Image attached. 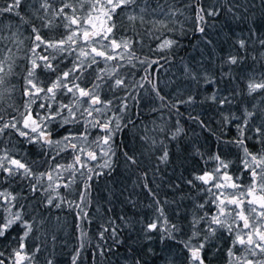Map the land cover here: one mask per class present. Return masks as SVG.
Wrapping results in <instances>:
<instances>
[{
  "label": "trees",
  "instance_id": "16d2710c",
  "mask_svg": "<svg viewBox=\"0 0 264 264\" xmlns=\"http://www.w3.org/2000/svg\"><path fill=\"white\" fill-rule=\"evenodd\" d=\"M93 1L0 0V264H264L240 234L264 176V0L111 5L112 69L75 54ZM82 137L106 167L77 166Z\"/></svg>",
  "mask_w": 264,
  "mask_h": 264
},
{
  "label": "rangeland",
  "instance_id": "374dc122",
  "mask_svg": "<svg viewBox=\"0 0 264 264\" xmlns=\"http://www.w3.org/2000/svg\"><path fill=\"white\" fill-rule=\"evenodd\" d=\"M125 0H94L93 3L96 4L95 9H93L94 12L98 13L101 12L100 15H94L89 17L87 24L85 26H82L79 30L82 33L81 36V42L79 44V49L75 52L76 56L83 60H94L98 59L103 65H108L107 67L112 69L110 61L111 59H116V64L121 65L123 62L121 59L127 57V52L124 48V42L122 41H114L113 44H110V35L109 32L106 29V22L105 19H108V16L103 15L105 12H107L109 6L116 5L118 3H123ZM91 25L93 28L88 26ZM74 35V33H73ZM75 35L73 36V38ZM63 48V47H62ZM103 55H106L103 57ZM123 83L122 77L117 78L115 81V85H121ZM62 84L60 82H55L54 86L59 87ZM112 86V85H111ZM65 91L70 92V95L68 98L70 99L75 95L76 90H73L72 87L70 89H65ZM85 91H80L77 94V97L79 95H83ZM90 100L95 99L97 97L96 92H90L89 94ZM82 99H78L76 106H86L87 112L92 111H102L104 109V104H101L100 106H95V109L90 106V104L83 103ZM66 106V105H64ZM77 107H74L72 109L68 110V113L70 115L74 114V111ZM118 118V114L112 115L110 118L109 115L105 118L104 125L105 127L102 129V132H105L108 136L107 140H109V133H111V130L114 128V124ZM47 124V122H46ZM20 128L24 129V124H20ZM43 134L42 130L39 129L34 132L33 135L41 136ZM52 143L55 145H61L65 146L67 144L66 138H58V139H50ZM72 145L76 146L78 155H79V162L77 163V166L86 165L88 162L98 163L103 167H106L111 153L109 152L107 145H105L102 142H99V144H96V147L92 148L91 152H88L89 144L88 140L85 137L82 138H75L70 142ZM0 160H5L3 156H0ZM56 173L53 171L51 172V175L49 176V186L55 190L57 188L56 184ZM258 190L261 195V203L259 205L253 206L248 205L246 211V216L249 219L248 223L241 222V228H240V234L247 239L248 244H252V248H255L257 244L264 245V176L260 175L258 178ZM257 206H260L262 208H256ZM263 209V210H261ZM251 217V218H250ZM19 217H8L6 219V225H10L12 221H17Z\"/></svg>",
  "mask_w": 264,
  "mask_h": 264
}]
</instances>
